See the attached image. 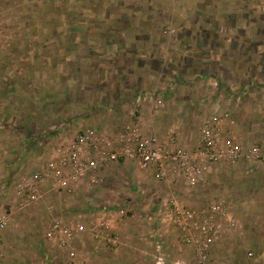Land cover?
Instances as JSON below:
<instances>
[{"label":"rangeland","instance_id":"1","mask_svg":"<svg viewBox=\"0 0 264 264\" xmlns=\"http://www.w3.org/2000/svg\"><path fill=\"white\" fill-rule=\"evenodd\" d=\"M127 127L200 174L121 159L15 198L80 134L90 158ZM0 215V264H264V0H0Z\"/></svg>","mask_w":264,"mask_h":264},{"label":"built area","instance_id":"2","mask_svg":"<svg viewBox=\"0 0 264 264\" xmlns=\"http://www.w3.org/2000/svg\"><path fill=\"white\" fill-rule=\"evenodd\" d=\"M205 141L212 145L215 151V155L221 159H228L229 161H236L242 157V151L239 145L227 142V144L222 147H217V138L211 137L210 133L205 131ZM91 133H83L76 137L75 142L71 145V148L67 150L66 156H61L59 162L50 165V171L37 173L31 179H23L17 183L14 187V196L18 199L21 205H29L31 203L37 202L42 195V180L53 176L57 178V183L60 188H64L67 185L68 179L63 176V170L70 169L71 173L74 174V178L82 176L85 172H92L97 170L101 165L119 162L121 159L133 160L137 162L140 166L146 168H152L156 170L158 177L164 179L167 175L166 170V159H169L171 163L181 168L189 177L198 176L200 174V169L197 166L191 165L189 161V155L178 151L173 153L171 156H166L161 149L158 140L155 137L144 138L138 132H136L132 127H127L124 133L119 137L120 143H122L121 151L109 152L108 154H94V156L88 158L83 154V148L89 145L91 142ZM205 154V152L203 153ZM247 158H251V155H247ZM92 182H95L92 180ZM174 207V214L176 216H183L186 220L192 219L193 214L190 211H182L176 203H172ZM214 210H219V207L214 206ZM125 212L119 210L117 215L123 216ZM100 223V222H99ZM98 223L96 228H92V231H96L100 225L105 230L110 229L109 222ZM8 219L5 215H0V245L4 242L3 231L7 227ZM58 226H55L57 228ZM84 226L80 225L77 227L78 232L84 231ZM201 232L204 234V238L207 241L212 239L211 232L214 231L213 225H208L207 223L200 227ZM211 231V232H210ZM193 238V237H191ZM191 238H187L190 241ZM113 245L116 243L114 239L110 240ZM206 245H200L198 250L203 253ZM206 250V249H205Z\"/></svg>","mask_w":264,"mask_h":264}]
</instances>
